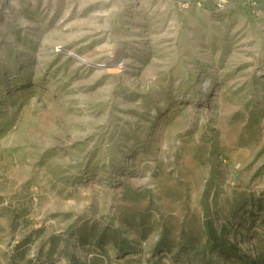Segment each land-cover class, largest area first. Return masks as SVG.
<instances>
[{"label": "rangeland", "instance_id": "374dc122", "mask_svg": "<svg viewBox=\"0 0 264 264\" xmlns=\"http://www.w3.org/2000/svg\"><path fill=\"white\" fill-rule=\"evenodd\" d=\"M180 1L0 0V264H264V1Z\"/></svg>", "mask_w": 264, "mask_h": 264}, {"label": "built area", "instance_id": "2783aa9c", "mask_svg": "<svg viewBox=\"0 0 264 264\" xmlns=\"http://www.w3.org/2000/svg\"><path fill=\"white\" fill-rule=\"evenodd\" d=\"M264 0H182L181 6L190 9L194 4L210 5L218 10H235L237 7L245 9L254 18L261 17L263 13L262 3Z\"/></svg>", "mask_w": 264, "mask_h": 264}, {"label": "bare ground", "instance_id": "6f19581e", "mask_svg": "<svg viewBox=\"0 0 264 264\" xmlns=\"http://www.w3.org/2000/svg\"><path fill=\"white\" fill-rule=\"evenodd\" d=\"M64 26H66L65 25V23H62L61 21H59L58 22V24H56V28H57V30L61 33L62 32V30L64 29ZM52 42H49V45H51L52 46ZM56 44V43H55ZM54 44V45H55ZM53 45V46H54ZM68 55H72V56H74L76 59H78V60H80L81 62H87V60L88 59H86V57H84L83 55H80V54H78L77 52H75V51H69L68 52ZM98 66H102V64H97ZM97 72H101L100 70H97Z\"/></svg>", "mask_w": 264, "mask_h": 264}, {"label": "trees", "instance_id": "16d2710c", "mask_svg": "<svg viewBox=\"0 0 264 264\" xmlns=\"http://www.w3.org/2000/svg\"><path fill=\"white\" fill-rule=\"evenodd\" d=\"M210 231H211V233L213 232V230H212V228L210 227Z\"/></svg>", "mask_w": 264, "mask_h": 264}, {"label": "crops", "instance_id": "0c3cea01", "mask_svg": "<svg viewBox=\"0 0 264 264\" xmlns=\"http://www.w3.org/2000/svg\"><path fill=\"white\" fill-rule=\"evenodd\" d=\"M263 5H264V3H263Z\"/></svg>", "mask_w": 264, "mask_h": 264}]
</instances>
